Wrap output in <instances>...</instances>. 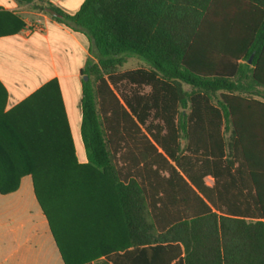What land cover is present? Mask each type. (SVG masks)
<instances>
[{
  "label": "trees",
  "instance_id": "1",
  "mask_svg": "<svg viewBox=\"0 0 264 264\" xmlns=\"http://www.w3.org/2000/svg\"><path fill=\"white\" fill-rule=\"evenodd\" d=\"M37 6L91 43L86 162L55 80L7 112L0 82V194L31 177L65 264L82 260L58 234L93 229L79 214L110 190L127 236L119 248L143 264H264V0H84L74 14ZM23 28L0 10V37ZM130 57L150 69L119 72Z\"/></svg>",
  "mask_w": 264,
  "mask_h": 264
},
{
  "label": "crops",
  "instance_id": "2",
  "mask_svg": "<svg viewBox=\"0 0 264 264\" xmlns=\"http://www.w3.org/2000/svg\"><path fill=\"white\" fill-rule=\"evenodd\" d=\"M84 0H0V10L11 12L24 23L14 35L0 37V82L6 91L7 112L30 97L49 81L58 84L66 123L75 156L80 163L86 156L80 137L82 80L86 61L95 59L88 53L89 39L80 31L54 20L37 5L51 4L67 14L78 11ZM40 21L42 32L26 29ZM33 109H42L40 103ZM80 219L95 223L88 232L58 234L59 244L69 258L81 264H143L129 252L126 234H119L117 201L112 190L85 207ZM0 264H65L34 194L31 177L21 178L18 189L0 194Z\"/></svg>",
  "mask_w": 264,
  "mask_h": 264
},
{
  "label": "rangeland",
  "instance_id": "3",
  "mask_svg": "<svg viewBox=\"0 0 264 264\" xmlns=\"http://www.w3.org/2000/svg\"><path fill=\"white\" fill-rule=\"evenodd\" d=\"M137 68H144V69H150L149 65L142 59H139L137 57H130L126 59L125 64H123L122 67L118 68V71H127V70H133ZM143 92H148V88H144ZM184 142L181 141V145L183 146ZM205 183L208 186L212 185V180L210 178H205Z\"/></svg>",
  "mask_w": 264,
  "mask_h": 264
},
{
  "label": "built area",
  "instance_id": "4",
  "mask_svg": "<svg viewBox=\"0 0 264 264\" xmlns=\"http://www.w3.org/2000/svg\"><path fill=\"white\" fill-rule=\"evenodd\" d=\"M26 30L28 32H30L32 30L37 31V32H42L43 31V27H42L41 22L38 20L34 24H31L30 26H28Z\"/></svg>",
  "mask_w": 264,
  "mask_h": 264
},
{
  "label": "water",
  "instance_id": "5",
  "mask_svg": "<svg viewBox=\"0 0 264 264\" xmlns=\"http://www.w3.org/2000/svg\"><path fill=\"white\" fill-rule=\"evenodd\" d=\"M44 12L50 14L53 17H59V14H57L53 9H51L50 7H46L44 8ZM251 61V59L249 60V62ZM88 77L83 76V81H87Z\"/></svg>",
  "mask_w": 264,
  "mask_h": 264
}]
</instances>
